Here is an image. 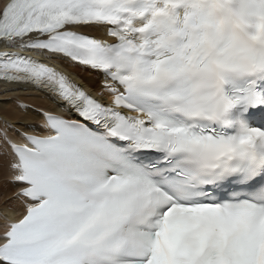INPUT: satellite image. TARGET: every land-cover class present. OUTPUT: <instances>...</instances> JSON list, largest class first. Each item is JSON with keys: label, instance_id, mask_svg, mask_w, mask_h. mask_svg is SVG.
Listing matches in <instances>:
<instances>
[{"label": "snow or ice", "instance_id": "obj_1", "mask_svg": "<svg viewBox=\"0 0 264 264\" xmlns=\"http://www.w3.org/2000/svg\"><path fill=\"white\" fill-rule=\"evenodd\" d=\"M0 48L67 114L0 116V264H264V0H7Z\"/></svg>", "mask_w": 264, "mask_h": 264}, {"label": "bare ground", "instance_id": "obj_2", "mask_svg": "<svg viewBox=\"0 0 264 264\" xmlns=\"http://www.w3.org/2000/svg\"><path fill=\"white\" fill-rule=\"evenodd\" d=\"M7 2V0H0V7ZM97 35L98 33L93 32ZM66 74L70 76L80 86L85 87L87 90L97 94L100 90V86H97L99 79H93L96 73L90 70H85L81 67H69L67 62H61ZM98 81V82H97ZM7 89V92L5 90ZM17 97V100L8 99L7 97ZM0 116L8 119L11 123L18 127H22L27 124H34L39 126L43 123V117L39 115V112L33 111V109H39L54 114L64 113L61 111V104L57 103L54 98L47 93L38 91L31 86H25L20 84H5L0 82ZM18 103H24L30 106L28 112H23L17 107ZM15 138V137H14ZM16 192V186L10 183V175L6 168L0 165V212H4L13 220H18L21 217V205L17 199H13V194ZM11 199V200H10ZM8 200L11 202L8 203ZM9 211V212H7ZM3 220L0 219V225ZM2 231V227H0Z\"/></svg>", "mask_w": 264, "mask_h": 264}, {"label": "rangeland", "instance_id": "obj_3", "mask_svg": "<svg viewBox=\"0 0 264 264\" xmlns=\"http://www.w3.org/2000/svg\"><path fill=\"white\" fill-rule=\"evenodd\" d=\"M93 79H96V80H98L99 79V75L97 74L96 76H93ZM98 82V81H97ZM97 86H100L99 85V82L97 83ZM7 91H5L4 93H6ZM14 98H12V97H7V98H5V100H8V99H13V100H17V97L16 96H14V95H12ZM0 100H2V99H0ZM14 196H13V199H16L15 198V193L13 194ZM11 200V199H10ZM10 200H8V203L9 202H11ZM0 204H1V202H0ZM7 212H9V211H7Z\"/></svg>", "mask_w": 264, "mask_h": 264}]
</instances>
